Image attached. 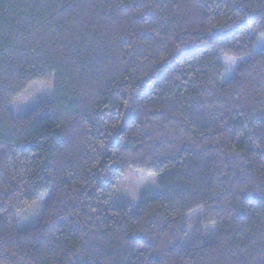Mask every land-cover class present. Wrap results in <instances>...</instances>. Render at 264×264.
<instances>
[{
    "label": "trees",
    "instance_id": "trees-1",
    "mask_svg": "<svg viewBox=\"0 0 264 264\" xmlns=\"http://www.w3.org/2000/svg\"><path fill=\"white\" fill-rule=\"evenodd\" d=\"M262 33L264 0H0V264H264ZM130 169L158 195L109 207Z\"/></svg>",
    "mask_w": 264,
    "mask_h": 264
},
{
    "label": "rangeland",
    "instance_id": "rangeland-1",
    "mask_svg": "<svg viewBox=\"0 0 264 264\" xmlns=\"http://www.w3.org/2000/svg\"><path fill=\"white\" fill-rule=\"evenodd\" d=\"M252 52L264 53V33L255 36ZM216 61L223 68V81L229 82L234 78L235 70L242 59L217 55ZM52 98V81L33 82L12 101L9 109L14 117H22L38 105L49 102ZM158 193L156 176L130 169L118 179L107 205L109 207H126L130 211H135L142 201L156 197ZM43 199L40 197L36 203L17 214L19 228H28L34 224L40 216ZM187 222L188 241L193 240L199 234H203L207 241L211 240L213 235L215 238V227L203 224L200 209L191 212Z\"/></svg>",
    "mask_w": 264,
    "mask_h": 264
}]
</instances>
